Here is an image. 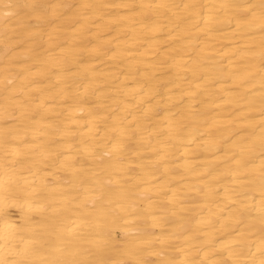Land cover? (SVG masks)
<instances>
[{"label":"bare ground","instance_id":"1","mask_svg":"<svg viewBox=\"0 0 264 264\" xmlns=\"http://www.w3.org/2000/svg\"><path fill=\"white\" fill-rule=\"evenodd\" d=\"M0 264H264V0H0Z\"/></svg>","mask_w":264,"mask_h":264}]
</instances>
